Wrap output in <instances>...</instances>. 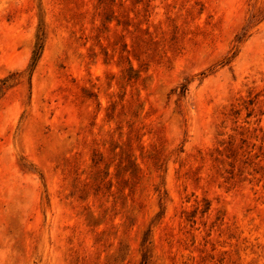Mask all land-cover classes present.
Masks as SVG:
<instances>
[{"label":"rangeland","instance_id":"374dc122","mask_svg":"<svg viewBox=\"0 0 264 264\" xmlns=\"http://www.w3.org/2000/svg\"><path fill=\"white\" fill-rule=\"evenodd\" d=\"M0 264H264V0H0Z\"/></svg>","mask_w":264,"mask_h":264}]
</instances>
